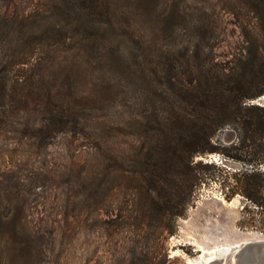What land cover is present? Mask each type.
Wrapping results in <instances>:
<instances>
[{"label": "rangeland", "instance_id": "1", "mask_svg": "<svg viewBox=\"0 0 264 264\" xmlns=\"http://www.w3.org/2000/svg\"><path fill=\"white\" fill-rule=\"evenodd\" d=\"M249 3L0 0V264H186L238 245L234 264L264 241V163L232 150L230 128L193 158L202 183L180 216L138 189L168 68L183 85L232 76L257 33ZM247 102L264 108V94Z\"/></svg>", "mask_w": 264, "mask_h": 264}, {"label": "trees", "instance_id": "2", "mask_svg": "<svg viewBox=\"0 0 264 264\" xmlns=\"http://www.w3.org/2000/svg\"><path fill=\"white\" fill-rule=\"evenodd\" d=\"M134 1L141 7L150 0ZM249 9L257 33L245 39L249 46L247 58L238 63L234 74L208 71L198 73L199 78L195 79L190 72L193 78L183 85L174 67H170L167 83L172 98L166 104L167 111L145 117L152 124L147 137L151 155L139 162L138 189L149 194L147 205L159 215L182 214L178 206L184 208L202 183L190 164L198 155L217 151L212 137L219 130L230 128L236 133L237 142L231 148L250 156L248 164L264 163V108L247 102L264 94V0H250ZM199 47L195 42L196 59ZM3 96L0 89V98ZM246 177L250 181L252 175ZM251 186L248 182L242 194L261 207L250 192ZM261 200L264 207V196Z\"/></svg>", "mask_w": 264, "mask_h": 264}, {"label": "water", "instance_id": "3", "mask_svg": "<svg viewBox=\"0 0 264 264\" xmlns=\"http://www.w3.org/2000/svg\"><path fill=\"white\" fill-rule=\"evenodd\" d=\"M239 252V256L234 255V264H264V241L245 243Z\"/></svg>", "mask_w": 264, "mask_h": 264}, {"label": "bare ground", "instance_id": "4", "mask_svg": "<svg viewBox=\"0 0 264 264\" xmlns=\"http://www.w3.org/2000/svg\"><path fill=\"white\" fill-rule=\"evenodd\" d=\"M238 245L236 247L231 248H220L213 249L211 251L205 252L202 251L201 255L197 257V259L189 260L186 264H224V256L227 252H236ZM234 259L232 260V262Z\"/></svg>", "mask_w": 264, "mask_h": 264}]
</instances>
